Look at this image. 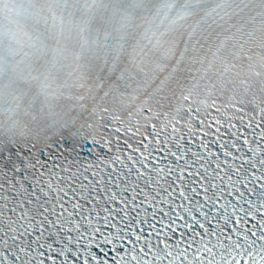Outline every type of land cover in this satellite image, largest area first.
Listing matches in <instances>:
<instances>
[{
    "label": "snow or ice",
    "instance_id": "snow-or-ice-1",
    "mask_svg": "<svg viewBox=\"0 0 264 264\" xmlns=\"http://www.w3.org/2000/svg\"><path fill=\"white\" fill-rule=\"evenodd\" d=\"M233 15L167 0L153 19L177 33L175 71L215 64L244 30ZM249 21L264 26V0ZM201 79L165 78L125 108L82 96L72 122L0 132V264H264V87Z\"/></svg>",
    "mask_w": 264,
    "mask_h": 264
}]
</instances>
